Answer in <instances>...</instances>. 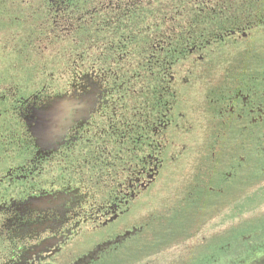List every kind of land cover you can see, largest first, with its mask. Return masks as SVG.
Instances as JSON below:
<instances>
[{
    "label": "flooded vegetation",
    "instance_id": "af4514ba",
    "mask_svg": "<svg viewBox=\"0 0 264 264\" xmlns=\"http://www.w3.org/2000/svg\"><path fill=\"white\" fill-rule=\"evenodd\" d=\"M172 2L25 86L0 71V264H132L131 248L165 219L150 212L165 174L179 170L180 136L192 128L182 92L191 96L200 74L211 133L189 197L166 215L199 214L179 237L188 259L173 264H227L243 248L230 238L252 229L233 219L264 168V50L253 44L224 68L211 55L264 31V0Z\"/></svg>",
    "mask_w": 264,
    "mask_h": 264
},
{
    "label": "rangeland",
    "instance_id": "374dc122",
    "mask_svg": "<svg viewBox=\"0 0 264 264\" xmlns=\"http://www.w3.org/2000/svg\"><path fill=\"white\" fill-rule=\"evenodd\" d=\"M253 44H255V46H258V44L261 45V48H259L261 52L264 50V31L258 33L256 37L243 42L242 45L214 48L213 54L211 55V62L215 67L224 68L229 64L230 56L240 52L242 53V50H247V48H253ZM68 48L69 47L64 45V43L54 44L52 49L42 53L40 59L44 62L54 61L56 63H54V68H61V62L67 59ZM2 50L7 52L5 49ZM2 50H0V71L15 72L16 76H20L21 79L25 77L26 74L23 70L19 69L16 71V69H11L10 66L14 58L4 51L2 52ZM16 61L21 60L16 56ZM16 65L18 66L17 62ZM22 69H25V67L22 66ZM198 74L199 73L196 75ZM200 75L202 77H200ZM200 75L195 77V90L193 94L188 91L191 96H186L185 93L182 92V94H184L182 96L188 98L187 102L189 103L187 105L185 104L187 107H185V112L192 128L180 136L181 145L178 148L181 152L179 170L174 173L165 174V188L162 194L163 203L160 207L154 205L153 208H158V210L150 212L155 216L160 213L165 216V219L163 222L157 223L150 230V237L145 241V245L142 249H140L142 244L137 248H131V252L128 256L132 259V264H141L145 261H147L148 264H173L177 261L188 259L189 257V249L183 250V240L180 241L179 237L181 231L185 227L187 232L192 229L190 226L194 224L199 214L195 212L194 208L189 206L190 210L185 213L182 212L184 215L181 217H170L166 215L169 209L177 207L183 201L189 189H192L194 186L197 176L201 175L195 168L198 165L199 159L206 153V137L210 135L211 132L209 130L211 128L207 118L208 115L204 111V95L209 80L202 74ZM5 79L8 80L7 77H5ZM18 80L21 82L22 86L27 84V80H20L19 78L16 80V85ZM197 97L198 100L196 99ZM182 107L184 108L183 105ZM261 147V154H263V142L261 143ZM253 176L256 179L244 185L243 195L240 197L241 199L244 198V204L242 205L244 217L242 220H240L241 218L236 219V217L233 219L236 225L242 222L244 226L251 225L252 229H248L250 233L244 235V239L237 234L230 238V240H232V242H230L231 246H237V244L241 242L243 248L237 253L228 254L227 257L229 262L227 264H264V168H262L259 174ZM202 177L205 178L204 175H202ZM229 206L226 209L229 210ZM151 209L152 208H150V210ZM233 222L229 221L225 224L230 226ZM209 223L210 222H206L205 225L207 226ZM205 225L202 227V231L205 230ZM220 225H222V223H220ZM218 229L220 228L218 227ZM176 240L177 243H175ZM195 242H197V245H195L197 247L201 246L199 244H202L205 240L202 236L200 237L198 235ZM163 249L165 250L162 251ZM144 250L145 252L142 255L141 252ZM198 255L199 253L197 252V257ZM142 256L146 257L142 259ZM178 258L180 260H178ZM182 261L180 263H182Z\"/></svg>",
    "mask_w": 264,
    "mask_h": 264
},
{
    "label": "trees",
    "instance_id": "16d2710c",
    "mask_svg": "<svg viewBox=\"0 0 264 264\" xmlns=\"http://www.w3.org/2000/svg\"><path fill=\"white\" fill-rule=\"evenodd\" d=\"M172 5V0H0V47L14 58L11 69L23 70L22 79L34 81L46 69L58 70L54 61L46 65L40 59L43 44L49 42L52 49L64 43L67 57L75 56L113 32L124 33L125 22L132 23L133 32L139 31L144 18L157 21L156 8ZM126 13L130 19H118Z\"/></svg>",
    "mask_w": 264,
    "mask_h": 264
}]
</instances>
